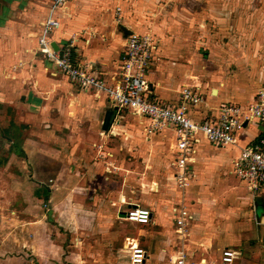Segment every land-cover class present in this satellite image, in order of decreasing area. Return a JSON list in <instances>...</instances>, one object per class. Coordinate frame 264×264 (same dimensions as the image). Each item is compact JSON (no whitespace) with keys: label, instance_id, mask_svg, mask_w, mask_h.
<instances>
[{"label":"crops","instance_id":"1","mask_svg":"<svg viewBox=\"0 0 264 264\" xmlns=\"http://www.w3.org/2000/svg\"><path fill=\"white\" fill-rule=\"evenodd\" d=\"M205 2L67 0L51 11L52 0H0V189L4 185L27 188L26 198L35 189L46 201L50 193V186L43 184L46 173L68 171L88 175L99 169L102 161H91L98 142L107 144L112 139L117 140V146L107 144L99 151H109L112 155L105 157L107 163L118 161L113 156L119 154L124 142L121 140L125 136L116 134V126L122 124L119 123L122 111L141 124L144 134L152 136V143H169L170 188L156 187V182H152L148 188H143V194L131 201L122 197L113 202L81 204L89 211L84 215L93 222L92 228H86L84 235L77 236L78 214L71 213L69 227L66 226L70 243L66 245L59 241L61 239H52L54 247L58 248L54 251L59 254V259H54L53 263L64 259L70 264H86L90 260L88 255L92 256L91 263H96L93 261L100 252L116 255L121 246H127V240H135L146 251L145 264H171L168 258L179 247H183L187 260L195 264H201V258L210 260L207 264H229L220 260L225 247L234 251L230 264H264V184L250 190L248 183L234 174V161L241 146L261 134L263 125L247 123L234 144L217 146L205 139L195 143L187 164L188 183L181 187L174 178L172 162L176 154L172 126L147 133L144 117L125 109L117 111L105 93L81 91L38 48L41 24L52 15L58 25L52 27L46 37L52 47L53 43L56 45L53 49H62L67 39L76 34L74 60L90 64L91 70L111 83L112 77L119 76V57L128 33L148 32L157 41L147 75L152 93L159 100L172 101L177 100L184 86L197 90L207 105L190 106L189 114L200 120L221 102L246 104L264 87V59L261 66L252 69L228 67L209 58L198 59L201 63L196 60L193 48L201 43L198 39L201 35L196 21L190 20L189 15L200 13L205 7L214 15L222 13L220 4L205 6ZM218 24L220 26L221 21ZM229 26L236 27L232 20ZM174 77L178 79L173 80ZM204 80H211L209 90ZM109 110V124L104 129V116ZM133 140L139 143L140 137L134 136ZM4 174L10 176L6 181L1 179ZM81 184L83 180L78 183L75 178L76 187ZM61 185L57 183V187ZM30 189L32 191H28ZM77 204H73L75 209ZM132 204L151 210V221L126 220L124 212ZM179 205L190 215L186 219L188 232L182 240H178L175 233L174 208ZM110 221H117V225L111 228ZM122 221L139 225V231L125 234L121 230ZM43 222L50 227L47 217ZM25 225L27 228L28 224ZM61 235L59 231L58 238ZM26 245L28 239L24 238L22 247ZM30 252L39 264H47L36 250H28L27 254Z\"/></svg>","mask_w":264,"mask_h":264},{"label":"rangeland","instance_id":"2","mask_svg":"<svg viewBox=\"0 0 264 264\" xmlns=\"http://www.w3.org/2000/svg\"><path fill=\"white\" fill-rule=\"evenodd\" d=\"M213 4L215 6L220 4L221 15H214L208 7H205V10L200 13H189V16H192L190 20L196 21L197 32L201 35L198 37L201 43L193 48V52L196 54L192 53L191 55L197 56V61L201 58H209L210 61L213 59L214 62L219 61L228 67L240 68L244 66L247 69H252L261 66L264 59V0H206L204 3L205 6ZM232 8L236 9L232 11ZM230 20L236 26L234 29L229 26ZM218 21H221L220 26ZM195 30L194 28L193 31ZM172 79L177 80L178 78ZM204 81L209 90L212 85L211 80ZM120 118L119 123L122 124L116 126V134L125 137L121 140L124 141L123 145L119 144L122 146V149H119V154L113 156L114 159L117 157L118 161L107 163L104 161L105 157L111 158L112 155L109 151L105 153L99 151L102 146L107 144L110 147L117 146V140L112 139L107 144L98 142L91 161L101 160L102 164L99 169L88 175L68 171L61 174L46 173L51 176H47L43 183L50 186V193L46 201L40 197L41 195L35 193V189L28 190L33 192V194L29 192V198L25 197L27 188L24 187L7 188L4 185L5 187L0 189V264H39L31 252L27 254L28 250L32 249L36 250L41 257H45L47 264H70L64 259H61L62 262L53 263L54 259H59V254L54 251L58 248L54 247L55 242H52V239H61L59 241L66 245L70 243L66 226L69 227L71 213L78 214L76 222L78 234L75 233V235H84L86 228H88L87 230L92 228L93 222L87 220L84 215L89 211L82 208L81 204L91 205L94 202L101 203V200L113 202L122 197L126 201H131L143 194V188H148L152 182H156V187L170 188L168 141L165 144L152 143V136L144 134L141 124L131 114L122 111ZM137 135L140 137L139 143L133 140ZM109 136L110 138L116 137ZM165 145L166 147H164ZM8 174H4L1 179L4 181L9 179ZM75 178L78 183L83 180L84 184L76 187ZM58 182H61V187H57ZM75 202H78L77 209L73 205ZM44 217L48 218L49 228L43 222ZM55 218L58 220L55 221ZM116 222H109L111 228L117 225ZM25 223L28 224L27 228ZM120 224L121 230L125 234L133 235L134 232L139 231V225H127L125 221ZM59 231L62 233L61 238H58ZM24 238L28 239V245L22 247ZM87 238L84 236L85 240ZM96 257L97 259L93 261L96 263H91L92 256L88 255L90 260L86 261V264H128L127 246H121L116 255L108 256L100 252Z\"/></svg>","mask_w":264,"mask_h":264},{"label":"built area","instance_id":"3","mask_svg":"<svg viewBox=\"0 0 264 264\" xmlns=\"http://www.w3.org/2000/svg\"><path fill=\"white\" fill-rule=\"evenodd\" d=\"M66 1L52 0L51 11ZM41 25V33L37 37L40 52L51 58L60 72L81 91L93 90L97 95L105 93L117 111L125 109L144 117L147 120V133L172 126L176 154L172 162L174 178L181 187L188 183L187 164L193 145L199 140L205 139L217 146L234 144L247 123L256 122L264 126V87L259 88L246 104L221 102L200 120L189 114L190 106L207 105L197 90L184 86L179 90L177 100L162 101L156 98L147 75L157 41L148 32L128 33L119 57V76L112 77L113 81L108 83L91 70L90 64L74 60L76 34L67 39L62 49H53L46 34L58 22L50 15ZM234 174L246 181L250 190L259 189L264 184V129L256 138L241 146L239 156L234 161ZM174 211L176 237L182 240L188 232L186 219L190 215L183 205L175 207ZM151 216V210L139 204H132L124 212L126 220L137 223H149ZM127 248L129 264H145L146 251L137 241L127 240ZM234 256V251L225 247L221 250L220 260L230 264ZM168 260L171 264H195L187 260L183 247L177 248ZM208 262L210 260L205 258L199 260L201 264Z\"/></svg>","mask_w":264,"mask_h":264},{"label":"water","instance_id":"4","mask_svg":"<svg viewBox=\"0 0 264 264\" xmlns=\"http://www.w3.org/2000/svg\"><path fill=\"white\" fill-rule=\"evenodd\" d=\"M54 48H56V45L53 43L52 44ZM110 110L106 112L105 116H104V120H103V125L102 128L106 129L107 125L109 124V120H110Z\"/></svg>","mask_w":264,"mask_h":264}]
</instances>
